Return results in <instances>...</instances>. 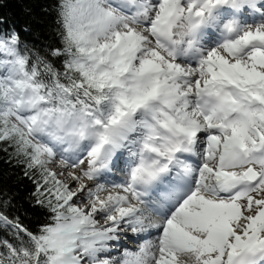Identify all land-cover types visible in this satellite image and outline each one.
<instances>
[{
    "label": "snow or ice",
    "instance_id": "1",
    "mask_svg": "<svg viewBox=\"0 0 264 264\" xmlns=\"http://www.w3.org/2000/svg\"><path fill=\"white\" fill-rule=\"evenodd\" d=\"M24 11L0 264H264V0H51L47 38Z\"/></svg>",
    "mask_w": 264,
    "mask_h": 264
},
{
    "label": "trees",
    "instance_id": "2",
    "mask_svg": "<svg viewBox=\"0 0 264 264\" xmlns=\"http://www.w3.org/2000/svg\"><path fill=\"white\" fill-rule=\"evenodd\" d=\"M51 0H6L5 5L0 8V14L7 15L12 19L17 20H25L29 17L25 14V8H31L32 12L35 14V17L39 18L43 23L35 25L34 27H37L40 29V35L44 38H47L48 36V29L47 25L51 22V16L43 13L41 11V8L45 5L50 3ZM7 165L3 163L2 160H0V170H3L6 168ZM30 187V184L27 185ZM25 185H21L19 192L20 195L24 194ZM21 203H24L21 201Z\"/></svg>",
    "mask_w": 264,
    "mask_h": 264
}]
</instances>
